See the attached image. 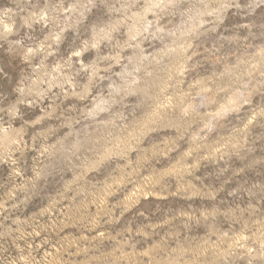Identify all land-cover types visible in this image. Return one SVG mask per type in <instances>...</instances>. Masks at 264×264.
Here are the masks:
<instances>
[{
    "label": "rangeland",
    "instance_id": "rangeland-1",
    "mask_svg": "<svg viewBox=\"0 0 264 264\" xmlns=\"http://www.w3.org/2000/svg\"><path fill=\"white\" fill-rule=\"evenodd\" d=\"M0 264H264V0H0Z\"/></svg>",
    "mask_w": 264,
    "mask_h": 264
},
{
    "label": "bare ground",
    "instance_id": "bare-ground-1",
    "mask_svg": "<svg viewBox=\"0 0 264 264\" xmlns=\"http://www.w3.org/2000/svg\"><path fill=\"white\" fill-rule=\"evenodd\" d=\"M149 1H150V0H149ZM161 1H164V0H158V3H160ZM153 2H154V1H153ZM172 2H174V1H172ZM150 3H151V2H150ZM162 3H163V2H162ZM169 3H170V2H169ZM168 5H170V4H168ZM148 6H150V5L148 4ZM157 6H158V5H157ZM161 6H162V4H161ZM165 6H166V5H165ZM154 7H155V6H154ZM158 7H159V6H158ZM163 7H164V6H163ZM145 8H146V7H145ZM153 9H154V8H153ZM161 9H162V8H161ZM149 13H150V11H149ZM146 14H148V13H146ZM137 15L139 16V14H137ZM140 15H141V14H140ZM136 17H137V16H136ZM138 18H139V17H138ZM5 26L8 28V24H6ZM143 28H144V27H143ZM135 29H136V28H135ZM136 30H137V29H136ZM143 30H145V28H144ZM11 31H12V30H11ZM184 31H185V30H184ZM187 31H188V29H187ZM179 33H180V32H179ZM180 35H181V34H180ZM175 36H176V35H175ZM180 37H181V36H180ZM186 39H187V38H186ZM186 39H185V40H186ZM183 42H184V41H183ZM181 45H182V44H181ZM179 46H180V45H179ZM180 47H181V46H180ZM183 47H184V46H183ZM172 48H173V47H172ZM181 48H182V47H181ZM170 49H171V48H170ZM172 50H173V49H172ZM182 50H183V49H182ZM169 51L171 52V50H169ZM176 53H177V52H176ZM177 54H178V53H177ZM137 57H138V56H137ZM154 57H155V56H154ZM231 70H232V69H231ZM229 71H230V69H229ZM133 88H134V87H133ZM138 91H139V90H138ZM209 93H210V92H209ZM237 93L239 94L240 92H236V93H235V94L238 96ZM235 94H234V96H235ZM242 94H243V93H242ZM202 95H203V94H202ZM205 95H206V94H205ZM239 95H240V94H239ZM243 95H244V94H243ZM243 95H242V96H243ZM237 96H236V97H237ZM202 97H203V96H202ZM231 97H232V96H231ZM239 97H240V96H239ZM239 97H238V98H239ZM205 98H206V97H205ZM209 98H211V97H209ZM233 98H235V97H233ZM207 99H208V98H207ZM211 99H212V98H211ZM230 99H231V98H230ZM239 99H241V98H239ZM239 99H238V100H239ZM204 100H206V99H204ZM208 100H209V99H208ZM233 100H234V99H233ZM236 100H237V99H236ZM236 100H234V101H236ZM230 101H231V100H230ZM210 102H211V101H210ZM231 103L233 104V102H231ZM190 104H191V103H189V105H190ZM236 104H237V103H236ZM236 104H235V105H236ZM193 105H194V101H193ZM193 105H190V106H188V107L193 108V107H192ZM229 105L231 106V104H229ZM229 105H227V106H229ZM186 106H187V105H186ZM225 106H226V105H225ZM225 106H224V108H225ZM227 106H226V107H227ZM232 106H233V105H232ZM232 106H231V107H232ZM231 107H230V108L227 107V108H229V109H227V108H226V109H227V110H231L234 106H233L232 108H231ZM224 108L221 107V110H223ZM224 113H225V112H224ZM3 135H4V136H3V138H2V141H3V142H5V140L8 141V137L10 136V134L8 135V133L5 132V134H3ZM12 135H13V134H12ZM10 139H12V137H11ZM13 139H14V138H13ZM9 141H10V140H9ZM13 142H14V141H13ZM5 144H6V143H5Z\"/></svg>",
    "mask_w": 264,
    "mask_h": 264
}]
</instances>
